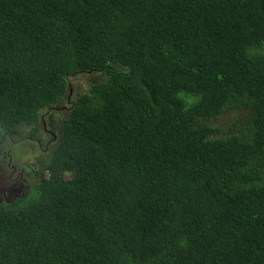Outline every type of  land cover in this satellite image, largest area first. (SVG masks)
I'll use <instances>...</instances> for the list:
<instances>
[{
	"label": "trees",
	"instance_id": "1",
	"mask_svg": "<svg viewBox=\"0 0 264 264\" xmlns=\"http://www.w3.org/2000/svg\"><path fill=\"white\" fill-rule=\"evenodd\" d=\"M69 93L0 264H264V0H0V129Z\"/></svg>",
	"mask_w": 264,
	"mask_h": 264
},
{
	"label": "rangeland",
	"instance_id": "2",
	"mask_svg": "<svg viewBox=\"0 0 264 264\" xmlns=\"http://www.w3.org/2000/svg\"><path fill=\"white\" fill-rule=\"evenodd\" d=\"M85 74V73H83ZM89 81L92 79L84 78V75H78V78H73L70 82H75L76 89L79 92H84L89 88ZM97 82L96 79L93 83ZM60 102L53 104L40 112V118L35 120H24L19 128L21 131L18 136H14L9 132L3 133L0 129V134L6 137L2 142L0 140V188L6 184L14 185L20 183L19 175H23L24 185L26 188L22 191L21 196H25L30 192V186L38 184L40 167L43 166L46 157L53 153L51 140L54 137L58 140L61 134L62 122L59 120L61 116L67 117L70 107L74 103L75 97L71 93L64 95ZM235 113L225 112L218 118L214 126H217L222 131H225L234 121L235 116L240 117L242 111H234ZM29 123H36V134L33 135V126H28ZM2 149V150H1ZM9 197H12L21 192L20 185H14L12 189L5 188L4 191Z\"/></svg>",
	"mask_w": 264,
	"mask_h": 264
},
{
	"label": "bare ground",
	"instance_id": "3",
	"mask_svg": "<svg viewBox=\"0 0 264 264\" xmlns=\"http://www.w3.org/2000/svg\"><path fill=\"white\" fill-rule=\"evenodd\" d=\"M49 106H51V105H48L47 107H49ZM46 107V108H47ZM43 109H41L40 110V112L42 111ZM6 137H4L3 139H2V141L5 139ZM1 141V142H2ZM2 150V149H1ZM19 176H21V179L19 178V181H20V183L21 184H19V183H15L16 185H20V188H21V192L19 193V194H16V195H14V196H12V197H9L8 195H6V196H2L1 198H0V204L1 203H11V202H13V201H15V200H17V199H19V198H21V197H24V196H21V193H22V191L26 188V185H24V178H23V175H19ZM14 184V185H15ZM14 185H9V184H6L5 186H3L2 188H7L8 190H10V189H12L13 188V186ZM28 188H29V190H30V184L28 183ZM1 189V188H0ZM29 194V193H28ZM25 196H27V194L25 195Z\"/></svg>",
	"mask_w": 264,
	"mask_h": 264
},
{
	"label": "flooded vegetation",
	"instance_id": "4",
	"mask_svg": "<svg viewBox=\"0 0 264 264\" xmlns=\"http://www.w3.org/2000/svg\"><path fill=\"white\" fill-rule=\"evenodd\" d=\"M19 178L21 179V176H19ZM6 189H7V188H6ZM4 191H5V188H1V189H0V198H1L2 196H6V195H7Z\"/></svg>",
	"mask_w": 264,
	"mask_h": 264
}]
</instances>
